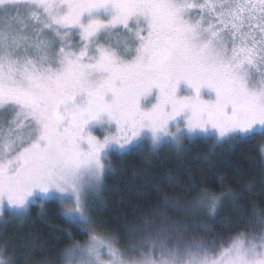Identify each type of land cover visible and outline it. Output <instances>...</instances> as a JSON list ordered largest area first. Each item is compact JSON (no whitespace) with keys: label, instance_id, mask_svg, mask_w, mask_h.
<instances>
[{"label":"snow or ice","instance_id":"obj_1","mask_svg":"<svg viewBox=\"0 0 264 264\" xmlns=\"http://www.w3.org/2000/svg\"><path fill=\"white\" fill-rule=\"evenodd\" d=\"M257 137L264 183V0H0V264H264V206L212 228L225 204L247 211L223 182L158 186L123 232L93 215L127 155ZM49 201L86 242L69 230L49 256L7 234Z\"/></svg>","mask_w":264,"mask_h":264},{"label":"trees","instance_id":"obj_2","mask_svg":"<svg viewBox=\"0 0 264 264\" xmlns=\"http://www.w3.org/2000/svg\"><path fill=\"white\" fill-rule=\"evenodd\" d=\"M260 139L222 144L211 151L210 144L204 142L186 145V151L182 153H177L171 147H164L155 154L145 149L144 152H134L117 160V171L106 182L103 210L93 214L98 227L123 232L120 225L125 219L131 220L135 213L154 207L165 194L158 192V186L170 193L195 184L196 191L206 187L219 193L223 182L225 186L230 185L244 194L241 204L247 211L242 213L225 204L217 217L209 218L212 228L224 233L244 231L252 203L264 206V183H261L260 169L253 159L258 154L257 143ZM252 177L256 178V183L249 189L244 182ZM170 183L172 188L168 187ZM45 209L42 212L39 205H34L30 218L22 225L9 224L7 234L17 242L29 238L30 234L35 235L39 238L38 242L45 245L49 256L71 242L67 235L69 230L76 241H86V234L63 220L58 202H46ZM184 219L190 220L191 216ZM198 225L199 221L189 231H196Z\"/></svg>","mask_w":264,"mask_h":264},{"label":"rangeland","instance_id":"obj_3","mask_svg":"<svg viewBox=\"0 0 264 264\" xmlns=\"http://www.w3.org/2000/svg\"><path fill=\"white\" fill-rule=\"evenodd\" d=\"M97 135H99V133H96ZM87 239H88V237H87ZM86 239V240H87ZM86 242V241H85ZM84 243V242H83ZM121 248H123V244H121ZM105 260H107L109 257L107 256V255H105L104 257H103ZM57 264H60V262L59 261H57Z\"/></svg>","mask_w":264,"mask_h":264}]
</instances>
